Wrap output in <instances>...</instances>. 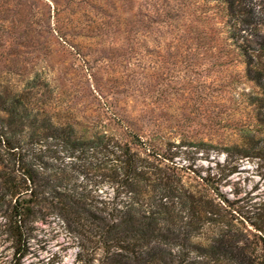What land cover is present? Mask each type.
<instances>
[{"label": "rangeland", "instance_id": "374dc122", "mask_svg": "<svg viewBox=\"0 0 264 264\" xmlns=\"http://www.w3.org/2000/svg\"><path fill=\"white\" fill-rule=\"evenodd\" d=\"M78 2L71 3L76 11ZM202 11L213 8L192 0H85L82 13L72 20L74 26L78 19L82 25L70 32L68 41L99 46L78 55L54 33L53 0H0V98L30 93L35 107L44 103L56 112L69 111L84 129L116 139L115 121H101L95 111L102 97L118 100L123 116L154 133L158 149L173 159L163 163L150 158L162 169L157 170L164 174L161 182L174 189L172 195L214 199L217 194L206 190L200 177L216 176L220 194L237 209L235 216L247 221L229 216L235 235L251 246L255 257L261 256L263 245L251 222L264 220V132L246 144L248 157L234 146L240 127L254 123L245 96L249 88L238 83L234 89L242 68L215 47L219 27L200 23ZM11 129L20 127L3 125L0 118V133ZM58 143L50 140L43 151L55 157V167L68 166L73 177L69 187L82 195H9L4 181L15 176V166L0 144V264H112L115 258L117 250L99 243L95 226H81L74 214L99 217L126 203L128 194L105 182L96 169L81 174L83 163L59 153ZM166 167H174L176 177L169 178ZM152 195L160 204L163 193ZM69 198L80 205H66ZM21 199L30 206L17 217ZM170 206L175 213L182 210L180 204ZM17 227L24 232L20 249ZM205 238L200 233L197 242L206 243ZM178 251L164 245L162 254L168 261L180 256ZM188 263L207 264L193 253L180 264Z\"/></svg>", "mask_w": 264, "mask_h": 264}, {"label": "trees", "instance_id": "16d2710c", "mask_svg": "<svg viewBox=\"0 0 264 264\" xmlns=\"http://www.w3.org/2000/svg\"><path fill=\"white\" fill-rule=\"evenodd\" d=\"M84 1L79 0L76 11L71 7L73 0H53L54 33L78 55L99 46L97 43L87 46L68 41L70 32L82 25L78 19L74 26L72 20L77 12L82 13ZM192 1L202 7L213 8L211 13L202 11L197 20L210 26L216 22L221 37L215 47L230 55L235 67L242 68L241 80L234 82V89L238 83L249 88L245 96L254 123L240 127L241 143L234 146L240 147L241 155L248 157L250 152L245 148L246 144L264 132V2ZM186 7L190 5L186 4ZM88 29L93 30L89 26ZM120 87L123 93L127 92L124 85ZM32 98L30 93L0 98L3 125L7 122L10 128L20 127V130L0 133V144L15 166V176L10 175L4 181L9 195H20L19 198L22 195H82L77 188L69 187L73 177L67 173L68 166L55 167L51 163L55 157L43 151L50 140L58 141L59 153L65 154L72 162L83 163L79 169L81 174L96 169L105 182L118 185L128 194L126 203L113 210L105 209L99 217L84 218L80 211L74 214L77 215V223H83L81 226L88 223L95 226L99 232V243L117 250L115 258L110 259L112 264H175L177 260L180 264L182 261L187 263L192 253L207 264H264V254L255 257L250 251L251 246L244 245V241L235 235L232 227L235 225L229 216L234 218V212H238L234 203L220 194V181L216 176L200 177L205 189L217 194L214 199L206 195H172L174 189L161 182L165 177L157 170L160 172L162 169L151 164L150 158L163 163L173 159L158 149L154 133L134 127V123L123 116L118 100L102 97L95 111L101 121L109 117L115 121L119 131L116 139L95 129H84L81 123L73 120L69 111L58 109L56 112L44 103L37 108ZM144 154L147 157H143ZM166 169L171 171L169 178L172 175L176 177L174 167ZM155 192L163 193L158 195L160 204L157 203V195H152ZM65 203L80 205L71 198ZM171 203L175 206L180 204L181 212L175 213ZM27 204L26 199L17 200V217H22L29 210L30 205ZM236 219L242 224L247 223L240 215ZM251 225L256 241L262 243L264 249V220L258 218ZM200 233L206 235V243L197 242ZM23 234L17 227L18 249L21 248ZM225 240L230 242L227 246L223 244ZM164 245L178 248L180 256L166 261L162 254ZM170 256L173 255L170 253Z\"/></svg>", "mask_w": 264, "mask_h": 264}]
</instances>
